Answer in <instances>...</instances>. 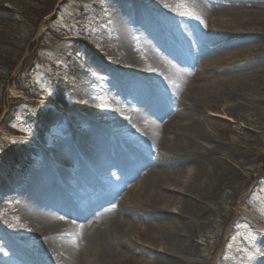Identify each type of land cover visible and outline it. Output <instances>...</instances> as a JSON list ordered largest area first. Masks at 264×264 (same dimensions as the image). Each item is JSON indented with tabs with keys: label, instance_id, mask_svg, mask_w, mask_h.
Wrapping results in <instances>:
<instances>
[{
	"label": "rangeland",
	"instance_id": "obj_1",
	"mask_svg": "<svg viewBox=\"0 0 264 264\" xmlns=\"http://www.w3.org/2000/svg\"><path fill=\"white\" fill-rule=\"evenodd\" d=\"M125 9H141L147 13L146 22L175 42L178 60L171 62L188 71L191 83L200 85L224 77L233 84L243 79L248 83L241 108L229 112L227 99L205 94L195 118L199 129L212 134L214 143L248 153L240 166L230 164L237 182L204 207L192 200L189 209L183 210L174 202L164 210L182 239L193 246V256H172L164 247L151 243L142 232L143 218L133 207L141 196L135 187L139 180H129L118 169H114L115 181L99 178L97 187L92 188L82 180L75 164H61L66 167L67 192L73 202L91 208L97 200L115 196L112 210H126V220L134 228L126 235L113 237L107 228V239L92 241L83 232L76 236L64 231L53 237L58 248L50 249L43 233L18 215L19 192L26 180L47 166L57 165L48 152L70 134L83 135L87 122L100 131L110 156L128 154L134 160L130 146L152 164L169 156L159 146L149 144L131 124L143 88L142 82L137 89L128 86L124 76L130 70L122 60L115 18ZM246 11L264 14V6L247 4L240 13L225 10V16L218 19L204 14L194 0H0V154L3 149L19 151L11 162L0 159V176L11 180L6 194L0 190V264H102L98 259L111 245L121 250V257L108 264H161L169 259L180 264H264V21L247 17ZM185 24L197 39L188 49L177 42L183 35L187 37ZM140 30L132 22L128 32L134 56L145 63L146 51L143 55L139 52L144 48ZM250 37L258 38L252 48L228 52L206 65L196 59L194 49L206 50L201 39L224 45ZM163 79L149 74L143 77L159 95L172 89L160 87ZM182 88L187 92L188 87ZM78 96L91 104L93 116L78 107ZM180 102L181 98L174 107L171 104L170 114L177 110L187 114L190 102L179 108ZM150 120L145 122L146 128L156 136L160 122ZM214 122L222 123L220 131L212 130ZM199 143L203 151L213 147L212 142ZM188 179L186 176L185 181ZM182 190L171 187L167 194L180 200L184 198ZM198 207L209 210L211 216H197Z\"/></svg>",
	"mask_w": 264,
	"mask_h": 264
},
{
	"label": "bare ground",
	"instance_id": "obj_2",
	"mask_svg": "<svg viewBox=\"0 0 264 264\" xmlns=\"http://www.w3.org/2000/svg\"><path fill=\"white\" fill-rule=\"evenodd\" d=\"M194 2L204 14L214 15L218 19L225 16V10L226 12L240 13L239 11L247 4H250L252 8H256L258 5L264 6V0H194ZM222 5L224 7H221ZM245 15L254 20L264 21V14L257 11L256 13L246 11ZM146 17L147 13L141 9H125L118 12L115 18V25L120 30V49L124 53L122 60L130 70L124 76L128 79V86L137 89L139 82H142L143 88L138 95L139 108L134 114L131 124L135 130L141 131L149 144L159 146L163 151H167L169 156L166 161L159 159L152 164L145 154L128 146L130 153L135 157L134 160L130 159L128 154H123L121 157L112 155V157L108 153L106 140L100 137V131L91 122H87L88 128L83 135L70 134L65 140L58 143L55 149L48 152L49 157L56 161L57 165L47 166L26 180L27 184L19 192L20 202L17 207L18 215L47 238L46 244L50 249L58 248L53 237L64 231L76 236L83 232L92 241H103L108 238L107 228L110 235L114 234L113 237L118 233L126 235L128 231L134 229L126 220V217L129 216L126 210L118 212L112 210V205L116 201L115 196L103 197L97 200L91 208H84L73 202L68 197L67 172L63 169L66 167L62 165L75 164L82 180L92 188L97 187L99 178L107 179L108 183L115 181L117 177L114 169H118L121 175H125L129 180H139L135 187L139 189L141 196L133 207L140 212L143 218L145 228L142 229V232L152 244L164 247L172 256H193L195 254L193 246L187 239H182L176 223L169 215H165L164 210L168 205L175 204L174 202L183 210L189 209L192 200L199 202L200 207L214 202L218 193L230 184L237 182V174L230 168V164L236 163L240 166L249 157L248 153L242 150L235 151L214 143L212 134L207 131L204 133L199 129L198 121H195L196 116L199 115L198 110H201L202 106L200 98L205 94L208 97L215 98L217 96L227 99L229 112L241 108V102H244L242 93L248 86L246 79L234 84L229 81L230 78L225 77L208 80L200 85L191 83L187 78L188 71L171 62L173 59H177L174 55L175 42L166 33L156 29V25L146 22ZM132 22L138 30L141 29L140 31L144 33L142 41L144 48L139 52L143 55L142 52L146 51L144 54L147 58L145 63L134 56L128 32ZM183 28L187 37L184 38L183 35L177 42L181 47L188 49L191 48V44L193 47V43L197 42L196 34L186 24L183 25ZM256 38L250 37L240 42L224 45H221L220 41L204 38L200 41L206 45V50L201 52L199 49L196 51L197 48L194 49L195 56L199 64L203 62L206 65L228 52L252 48L258 41ZM190 42L192 43L190 44ZM176 47L178 46L176 45ZM157 48L166 54L168 59L158 52ZM147 74L162 76L164 79L159 81L160 87L167 86L172 89L168 88L169 91L161 95L154 94L155 92L151 90L152 87L143 81V77ZM182 86L188 87L187 92ZM82 92L83 90L80 93L82 94ZM180 98L179 108L186 101L190 102L187 114L184 115L179 110L175 115L170 114L169 107L171 104L174 107ZM77 105L84 113L93 116V107L90 103L83 101L82 96L77 97ZM150 118L160 122L156 136L148 133L146 128L145 122ZM164 118L169 120L167 119L168 121L166 120L162 124ZM46 119L51 120L50 117H46ZM70 123L74 124L71 119ZM221 129L222 123L214 122L212 124L214 132ZM200 141L212 142L213 147H208L206 151H203ZM18 153L17 149H3L0 154L1 162H11ZM189 169H191V173ZM186 176L189 178L187 181H185ZM10 182L9 177L0 176L2 193L6 194L11 189ZM171 187L182 188L184 198L176 200L169 196L167 192ZM196 215H205L206 219L211 216L209 210H201L199 207ZM61 216L68 219L62 220ZM72 220L76 223H72ZM136 233L138 234V232ZM118 250L111 245L107 252L101 254L98 262L101 261L102 264L114 263L121 257V250ZM161 264H180V262L169 259L162 261Z\"/></svg>",
	"mask_w": 264,
	"mask_h": 264
}]
</instances>
